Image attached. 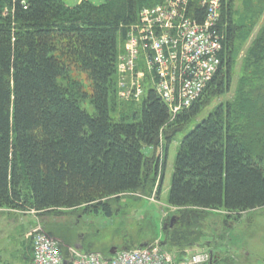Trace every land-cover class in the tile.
Listing matches in <instances>:
<instances>
[{
	"label": "trees",
	"instance_id": "1",
	"mask_svg": "<svg viewBox=\"0 0 264 264\" xmlns=\"http://www.w3.org/2000/svg\"><path fill=\"white\" fill-rule=\"evenodd\" d=\"M161 1L0 0V208L84 206L112 216L110 198L152 191L157 181L161 187L169 145L200 114L210 91H229L236 40L259 26L264 0H242L241 7L223 0L220 64L189 107L172 117L151 89L140 108L126 103L114 120L110 99L120 41L144 7ZM199 4L192 0L190 7L202 21ZM247 68L236 97L210 110L179 147L169 202L180 215L162 242L176 264L184 256L178 253L185 243L181 230L199 226L204 212L224 209L237 219L264 206V23L252 39ZM73 70L91 80L94 114L82 105L81 83L63 84ZM162 144L164 155L144 150ZM48 234L54 235L51 228ZM212 264L229 262L218 254Z\"/></svg>",
	"mask_w": 264,
	"mask_h": 264
},
{
	"label": "rangeland",
	"instance_id": "2",
	"mask_svg": "<svg viewBox=\"0 0 264 264\" xmlns=\"http://www.w3.org/2000/svg\"><path fill=\"white\" fill-rule=\"evenodd\" d=\"M64 1L71 5L77 2V0ZM92 1L101 4L106 0ZM242 3V0H235L234 5L241 7ZM193 13L197 16L196 10L190 7V17ZM259 21L258 25L261 27L264 23V15ZM259 26L253 28L249 38L238 35L229 91L222 95L213 94L210 91L200 114L192 120L186 131L176 135L169 145L164 178L160 188H158L159 182L157 181L152 191L129 193L120 196L118 200L110 198L115 208L112 216H108L104 211L98 213L85 211L84 206L72 209L60 208L50 212L0 208V264H32V239L37 229L48 234V229L51 228L54 235L50 236L59 241L66 253L71 248L81 246L87 252L107 255L112 247L121 250L144 243L168 241V233L175 231L172 221L178 220L180 215L179 208L172 206L169 202L179 147L184 137L210 110L220 102L233 100L236 97L241 79L251 73L247 68L248 51ZM125 41H120L119 56L125 53ZM145 57L142 56V63L139 64L137 70L138 79L144 85L145 93L138 100L124 99L118 95L116 82V91L110 99L114 120L119 118L124 109L123 105L126 103H134L136 108H140L142 101L153 88L152 73ZM116 76L118 81V72ZM70 81L81 83V92L86 94V98L82 97V105L94 114L95 110L91 101V80L87 74L73 70L69 80H63V84L66 86ZM144 150L148 155L154 153L164 155L163 144L158 148L147 147ZM204 213L199 226L192 230L187 227L181 230L184 235L179 241H185V243L183 242L184 246L178 252L184 255L180 264L187 259L190 252L201 250H213V253L217 256L219 254V258L226 259L229 264H264V206L245 211L237 219L234 217L235 214L229 215L224 209H213ZM168 226L171 227L167 229ZM193 231L194 234L191 233ZM169 238L172 237L169 236ZM190 241L198 242L191 246ZM173 255L174 262L177 263L176 255L174 253Z\"/></svg>",
	"mask_w": 264,
	"mask_h": 264
},
{
	"label": "built area",
	"instance_id": "3",
	"mask_svg": "<svg viewBox=\"0 0 264 264\" xmlns=\"http://www.w3.org/2000/svg\"><path fill=\"white\" fill-rule=\"evenodd\" d=\"M191 1L162 0L140 11L127 32L125 53L118 57L120 97L138 100L145 93L137 73L145 55L152 89L168 105L172 117L201 96L220 64L222 38L218 29L223 0H200L202 21L195 13L190 17ZM32 240V264H174L172 254L159 242L107 256L75 247L66 253L59 241L41 229L35 230ZM211 261V254L201 250L190 252L181 264Z\"/></svg>",
	"mask_w": 264,
	"mask_h": 264
},
{
	"label": "water",
	"instance_id": "4",
	"mask_svg": "<svg viewBox=\"0 0 264 264\" xmlns=\"http://www.w3.org/2000/svg\"><path fill=\"white\" fill-rule=\"evenodd\" d=\"M172 224H173V221H172ZM117 251H118L117 247H112V248L110 249L109 253H110L111 255H114V254H116Z\"/></svg>",
	"mask_w": 264,
	"mask_h": 264
},
{
	"label": "crops",
	"instance_id": "5",
	"mask_svg": "<svg viewBox=\"0 0 264 264\" xmlns=\"http://www.w3.org/2000/svg\"><path fill=\"white\" fill-rule=\"evenodd\" d=\"M78 1H80V0H78ZM145 244V243H144ZM141 245H143V244H141Z\"/></svg>",
	"mask_w": 264,
	"mask_h": 264
}]
</instances>
